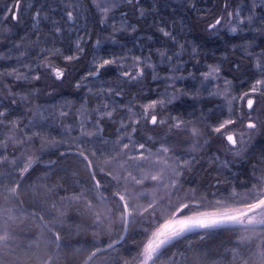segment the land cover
I'll list each match as a JSON object with an SVG mask.
<instances>
[{"label":"snow or ice","instance_id":"snow-or-ice-1","mask_svg":"<svg viewBox=\"0 0 264 264\" xmlns=\"http://www.w3.org/2000/svg\"><path fill=\"white\" fill-rule=\"evenodd\" d=\"M21 3L22 0H13L10 6L6 5L3 10H0L3 11L5 23L9 17L19 22ZM126 3L131 5L138 3V0H126ZM186 3L190 9H196V0H186ZM232 3L233 0H224L222 14L207 24L209 33L215 34V30L222 27L226 20L229 31L233 33L243 30L245 22L249 26L253 24L256 20L255 5L253 4L250 10L251 14L244 16L239 6L230 10ZM91 4L103 17L100 20L102 24L111 18L112 10L118 6L115 0H91ZM43 7L46 5L36 9L32 16L34 30L41 19H48L43 12ZM75 11L76 9L66 12L67 21L78 19L74 15ZM141 15H144L143 11ZM115 30L119 31V29ZM54 31L61 33L62 29L54 26ZM159 31L163 36L176 40V37L165 28H160ZM34 34L39 39V33L34 31ZM86 42L85 38L80 36L75 41V47L69 49L70 54H64L56 48H40L39 63L33 59L29 65L20 64V67L0 68V93L6 92L7 97L10 98V105L17 106L15 97L18 94L13 91V84L19 87L21 86L19 82L39 81L42 79L41 70L45 79L51 78L50 87L62 83L67 78L69 68L60 66L56 62L57 58L62 57L65 65L78 62L85 53L82 45ZM31 43L36 45L37 41ZM99 44L100 41L97 40L96 45ZM15 47L19 48L20 45ZM179 47L180 51L174 52L173 56L167 55V50H157V52L162 58L172 61L174 57L179 58L185 50L183 44ZM196 51L194 47L192 52L196 53ZM26 55L25 52H20V56L26 57ZM247 56L252 61L248 68L254 70V75L248 78L246 68L244 72H241V77L244 79L237 77L239 85H234L232 80L221 75L220 65L209 64L208 70L200 74L201 83L205 86L207 83L223 81L222 85L217 84L212 91H209L208 96L222 97L226 102L227 113L221 112V116L225 118H217L215 123L208 125L210 129L208 135L215 134L222 142H226L228 149L234 150L237 156L241 154L242 146L246 143L245 136L255 131L258 125L264 126V120L260 119V115H264V49H261L259 54L248 53ZM5 59L11 60V56ZM149 59L150 56L127 54L101 56L94 53L90 62L91 70L79 78L75 87L76 89L86 87L88 93L101 102L97 103L91 111L81 105L73 125L60 123V139L43 131L46 126L43 121L63 120L70 115L69 112L56 113L53 107L49 117L45 118L42 107L38 105L33 114L34 118L29 119L28 123L21 127V121L7 119L11 108H5L4 99L0 97V197L10 205L9 207L0 205V264H6V261L10 264H26L19 254L21 245L16 243L17 237L12 227L17 222L22 224V217L39 222L40 228L46 230L52 237L48 243L55 245V251L48 253L44 258H38L40 264H60L61 252L72 247L71 244L64 243L72 228V225L68 224L71 217L64 206L76 204L83 205L92 218L91 227L96 229L92 233L93 239L88 242V247L81 246L75 249V254L82 257L79 264H97V262L98 264H132L133 261L135 264H177V255L181 257L182 264H189L194 252L191 246L180 253L172 252V249L181 240L186 239L188 234L199 235L203 232L205 235H211L216 230L239 232L236 246L224 249L223 253L224 256L231 255L232 264H264V157L258 161L261 165L259 171L262 174L257 178V183L245 191L238 192L233 189L226 198H218L214 201L208 200L207 194L197 197L196 189L184 191L181 184L185 172L192 167L194 157L192 160L185 159L174 148L169 147L171 141L168 136L158 142V146L152 135L136 138L139 135L138 128L141 120L150 128L167 124L169 133L173 129L188 131L193 138L188 154L191 155L192 152L197 151L201 146L200 138L205 133L196 126L189 127L193 125V121L175 116L165 119L158 115V110H163L178 97L171 94V98H168L170 94L165 90L161 98L151 99L147 103L114 106L112 98L119 97L120 91L111 87L97 89L94 83L89 86L90 80L100 79L104 74L103 70L114 67L123 69L119 72L120 78L135 84L148 69L155 68V65L148 63ZM129 60L131 64L127 63ZM17 63L20 62L17 61ZM233 67L239 70L240 65L235 64ZM9 78L12 79L13 84L6 82ZM152 78L159 79L156 74ZM164 79L172 81V85L169 86H173L177 80H182L184 77L173 75L166 76ZM245 85H247L246 90L234 94L236 87L244 88ZM33 94L30 91L20 95V101L28 100V97ZM53 94L49 92V95ZM101 97L105 99L101 100ZM67 106L66 102L61 105V108ZM117 112L121 115L115 116ZM253 113L258 114L253 116ZM104 120L117 125L114 141L103 137L102 121ZM169 121L174 123L169 124ZM77 125L78 134L73 136L72 132L77 131ZM88 125H92L95 130L88 131ZM149 143L153 144L155 151L147 146ZM207 143L208 140H204V144ZM36 144H39L38 148L35 147ZM89 144L93 146L89 148ZM109 144L112 145L111 148L108 147ZM9 148H11L10 153ZM61 148L64 150L61 151ZM53 150L59 152L61 160L69 156L78 158L87 170L89 178L87 187L76 180L72 186L77 191L63 196L60 192H67L63 184H29L25 188V179L37 166L57 168L58 161L44 160L46 154H54ZM214 159L219 160V156ZM221 163L224 167L228 166V161H221ZM64 171L67 170L64 169ZM47 175L48 173H45L41 179L46 178ZM149 182L155 187L151 189L145 187ZM219 184L220 181L217 180L216 186ZM128 185L138 186L140 191L133 193ZM27 196L31 198L25 199ZM149 197L151 199L146 205L136 203L140 198L148 199ZM109 201L112 202L111 207L108 206ZM97 205H100L99 209ZM113 216L119 222V227L123 229L122 232L115 230ZM137 221L141 225L139 231L143 239L139 242L133 241V245L138 247L137 252L130 254L128 258H123L118 249L127 238L129 226ZM105 233L109 236L107 242L101 238ZM80 234L81 230L78 228L77 235ZM115 236H118V239L113 238ZM200 238L203 240L204 236ZM24 255L27 256V253ZM206 258L205 253H195L197 264H204ZM214 264H221V262L217 261Z\"/></svg>","mask_w":264,"mask_h":264},{"label":"trees","instance_id":"trees-1","mask_svg":"<svg viewBox=\"0 0 264 264\" xmlns=\"http://www.w3.org/2000/svg\"><path fill=\"white\" fill-rule=\"evenodd\" d=\"M13 0H0V10L6 5H11ZM118 4L110 14L111 18L105 23H100L103 18L98 10L91 4V0H22L19 12V22L13 21L11 17L7 22L4 21L3 11H0V68L20 67V64L29 65L33 59L40 62V48H56L70 54L69 49L75 47V41L83 36L86 43H83L85 53L78 62H72L65 65L62 57L57 58L60 66H67L69 73L62 83H57L54 87L51 78L45 79L41 70L42 79L39 81L19 82L21 86L17 87L13 84L11 78L6 82L13 84V91L18 95L17 106L10 105V98L7 93H0V97L4 99L3 106L11 108L7 119L21 121V127L28 123L29 119H33L36 106H41L43 116L49 117V114L55 107L56 113L60 111L69 112L70 115L63 120L53 122L51 119L43 121L45 128L43 131L50 133L52 137L60 139L61 132L59 124L73 125L75 117L81 105L89 111L93 109L98 101L94 96L88 93L86 87L76 89L75 84L79 78L87 71L91 70V60L93 54L97 53L101 56L108 54H127L129 56L149 57L148 63L155 65L154 69H148L145 75L135 84L127 82L119 77L122 68L114 67L112 69L103 70L99 80H90L89 86L95 84L98 89L100 87H111L116 91H120L119 97H113L112 102L115 105L143 104L151 99L161 98L165 90L170 94H175L178 98L174 99L171 104L165 106L163 110H158V115L167 119L168 117H179L187 121H193V125L201 129L205 135L200 138V147L197 151L189 155V149L192 145L193 138L188 131H180L173 129L169 133L168 125L150 128L146 122L140 121L138 128L139 135L136 137H146L152 135L157 142H160L165 136H168L171 143L169 147L174 148L185 159L193 160L192 167L186 171L181 181L184 191L189 189L197 190V197L207 194L208 200L214 201L218 198H226L229 193L235 189L243 192L257 183V178L262 174L259 171L261 165L258 161L264 157V126L258 125L257 129L245 136L246 143L242 146L239 156L234 154V150L230 151L226 142H222L215 134L208 135L210 129L209 124L215 123L217 118H225L221 116V112L227 113L226 102L222 97H209L208 92L212 91L217 84L222 85L223 81L214 83H201V73L206 72L207 65H220L221 75L239 85L237 77H241V72L247 68L246 76L252 78L254 70L248 68L252 63L248 59V53L259 54L264 49V0H233L231 9L240 7L242 15L251 14L253 4L255 5L256 20L251 26L245 22L243 30L233 33L229 31L227 20L222 27L215 30V34L209 33L207 24L211 23L216 16L222 14L224 0H196V9H190L186 0H138V3L129 5L126 0H115ZM43 7V12L48 19H41L40 23L33 29L32 16L36 9ZM76 9L74 15L78 17L75 21L66 20V12ZM143 11L144 15H141ZM55 27L62 29L61 33H55ZM165 28L171 32L176 40L173 41L163 36L159 31ZM115 29H119L116 31ZM135 29V30H133ZM34 31L39 33V39ZM99 40L100 44L96 45ZM37 41L36 45L31 42ZM185 46V50L179 58L174 57L172 61L162 58L157 50H167V55L173 56L174 52L180 51V45ZM20 45L19 48L15 47ZM196 48V53L192 52ZM20 52H25L26 57L20 56ZM11 56V60L5 57ZM19 61L20 63H17ZM131 64V61H127ZM235 64H239V70L234 68ZM176 69H179L178 71ZM23 70V69H21ZM192 73V76L188 74ZM35 74V73H34ZM158 75L159 79L154 80L153 75ZM183 76L184 79L177 80L175 85L172 81L164 79L166 76ZM103 82V83H101ZM250 82V80H249ZM236 87L234 94L246 90ZM179 89L181 91L177 92ZM34 93L28 97V100L21 102L20 95L29 92ZM53 92V95H49ZM105 97H101V100ZM87 101V102H86ZM67 102L68 106L61 108ZM139 110V109H134ZM258 113H253L256 116ZM121 115L117 112L115 116ZM127 119V117H125ZM260 119L264 120V115H260ZM174 123L169 121V124ZM103 137L106 140L114 141L116 139L117 125L111 121H102ZM73 131L72 135L78 134ZM88 131H94L92 125H88ZM130 131V129H129ZM204 140H208L204 144ZM141 142H144L141 140ZM93 145L89 144L91 148ZM153 147L152 143L147 145ZM36 148L39 144L35 145ZM112 147L111 144L108 146ZM64 149L61 148V151ZM107 151V149H103ZM9 153L11 148L8 149ZM45 155L44 160L58 161L57 168L49 169L46 166H37L34 171L24 181L25 188L29 184L37 185H60L63 184L67 192L61 191L60 195H70L77 191L72 185L79 180L84 187H87L88 174L85 167L79 162L75 156H69L64 160L59 157V152ZM219 156V160L214 158ZM221 161H228V166L224 167ZM66 169L67 171H64ZM48 173L47 177L41 179ZM54 173V174H53ZM139 178V177H138ZM219 180V186L216 181ZM129 190L138 193L140 188L128 185ZM145 187L153 188V183H146ZM215 193L216 195H212ZM162 195V193H158ZM110 195V193H109ZM30 196L25 199H30ZM148 199L140 198L137 204L146 205ZM95 203V202H94ZM109 201V207H111ZM0 205L9 207L2 197H0ZM71 219L68 224L72 225L71 233L64 241L65 244H71V248H66L61 252L60 264H79L82 257L75 254V249L81 246L88 247V242L93 239L92 233L96 229L91 227L92 218L85 211L82 204L65 205ZM100 208V205H97ZM80 213L79 215L77 213ZM20 215V213H17ZM118 215V213H117ZM23 219V223L17 222L13 224L17 237L16 243L21 245V259L26 264H40V259L44 258L48 253L55 251V245L49 244L52 239L46 230H42L39 222H33L31 218ZM114 228L117 232H122L119 222L113 216ZM141 225L139 221L129 226L127 238L121 243L118 251L121 257L128 258L130 254H135L138 247L133 245V241H141L142 233L139 231ZM81 230V234L77 235V230ZM59 230V229H58ZM27 233V234H25ZM64 235V233H62ZM239 232L216 230L211 235H205L201 232L199 235L191 233L186 239L177 243L172 252H184L186 248L191 246L194 250L189 264H197L195 253L202 252L207 254L204 264H214L220 261L221 264H232L231 255L224 256V249L236 246V238ZM201 236L204 239L201 240ZM105 242L109 236L105 233L101 237ZM113 238H118L115 236ZM29 245H32L29 247ZM38 245V247L36 246ZM254 247V244H253ZM127 249V251H126ZM27 253V256L24 255ZM86 254V253H85ZM115 255V254H113ZM171 255V253H169ZM31 257V259H28ZM177 264H182L181 257L177 255ZM6 264H10L6 261ZM98 264V262H97ZM135 264V261L132 262Z\"/></svg>","mask_w":264,"mask_h":264},{"label":"water","instance_id":"water-1","mask_svg":"<svg viewBox=\"0 0 264 264\" xmlns=\"http://www.w3.org/2000/svg\"><path fill=\"white\" fill-rule=\"evenodd\" d=\"M118 239V238H117Z\"/></svg>","mask_w":264,"mask_h":264}]
</instances>
